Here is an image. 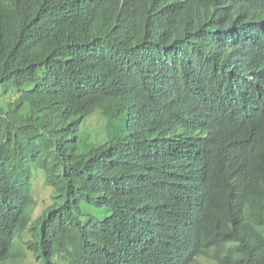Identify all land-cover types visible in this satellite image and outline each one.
<instances>
[{"label": "trees", "instance_id": "obj_1", "mask_svg": "<svg viewBox=\"0 0 264 264\" xmlns=\"http://www.w3.org/2000/svg\"><path fill=\"white\" fill-rule=\"evenodd\" d=\"M0 98V264H264V0H0Z\"/></svg>", "mask_w": 264, "mask_h": 264}, {"label": "rangeland", "instance_id": "obj_2", "mask_svg": "<svg viewBox=\"0 0 264 264\" xmlns=\"http://www.w3.org/2000/svg\"><path fill=\"white\" fill-rule=\"evenodd\" d=\"M3 98H0V101H3ZM31 173L33 175V177L35 178V182H34V188H33V195L34 198L37 202V206L35 208V211L33 212V218L35 219L37 217V215H39L43 210L45 205L50 204L51 201L49 199V195L51 193V189H47L46 188V181H45V176L43 174L42 171H40L39 169L36 168L35 165H31L30 167ZM44 198V199H43ZM95 217L97 215H95V212L92 213ZM29 233L27 232V234H25V237L23 238L24 241L28 240V236ZM23 237V236H22ZM17 241H19L20 246H23L22 248H25L24 244H22L20 239H16ZM19 246V244L17 243L16 245V249L17 250H21L22 252H25L21 249V247ZM55 263L56 264H64V261L62 259V254L61 253H57V255L55 256ZM3 264H41V262H37L35 259H31V257L27 258V260H8L6 263Z\"/></svg>", "mask_w": 264, "mask_h": 264}]
</instances>
